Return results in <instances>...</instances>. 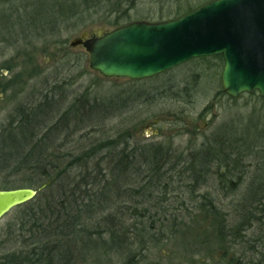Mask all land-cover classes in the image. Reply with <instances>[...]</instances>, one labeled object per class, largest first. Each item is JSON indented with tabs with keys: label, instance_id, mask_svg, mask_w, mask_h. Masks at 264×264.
Masks as SVG:
<instances>
[{
	"label": "trees",
	"instance_id": "16d2710c",
	"mask_svg": "<svg viewBox=\"0 0 264 264\" xmlns=\"http://www.w3.org/2000/svg\"><path fill=\"white\" fill-rule=\"evenodd\" d=\"M43 2L37 5L42 8ZM60 3L72 20L77 19L74 31L82 33L87 23L82 19L96 15L109 17L108 25L113 29L130 24V13L138 0ZM187 9H179L174 19L195 10ZM7 20L8 28L25 25L21 20ZM37 25L34 21L33 26ZM59 89L55 87L40 101L19 108L15 120L2 133L0 175L20 177L22 187L5 180L0 182V190L35 188L38 195L20 206L19 218L7 226L8 239L0 240V264H84L98 249L137 258L181 237L199 245L191 256L215 247L224 254L222 261L227 264H264L263 145L247 143L239 148L234 133L227 129L224 140L214 136L201 149L188 152L185 159L176 158L177 153L162 144H132L130 132L83 147L81 143L93 133L87 131L92 120L104 112H99L98 105L80 101L61 112L63 106L56 108L54 99ZM252 157L254 162L247 165L246 159ZM213 175L226 188H234L232 182L227 185V176L236 180L234 185H247L246 195L234 204V210L224 212L219 208L217 190L211 193L206 188L202 194ZM176 183H183L181 189L189 190H182V195L194 201L192 208L180 207L171 212L163 208ZM120 200L136 203L127 207L125 219L120 217L119 207H114ZM192 213L203 218L206 231L194 232ZM237 243L247 245L252 258L246 260L237 253L228 258Z\"/></svg>",
	"mask_w": 264,
	"mask_h": 264
},
{
	"label": "rangeland",
	"instance_id": "374dc122",
	"mask_svg": "<svg viewBox=\"0 0 264 264\" xmlns=\"http://www.w3.org/2000/svg\"><path fill=\"white\" fill-rule=\"evenodd\" d=\"M39 1L0 0V40L4 41L0 45V139L9 123L15 120L13 118L19 108L40 101L42 95L60 87L54 99L56 108L63 106L61 112L80 101L98 105L99 112L105 114L103 119L100 113L92 120L94 123L87 131L93 133L81 143L83 147L92 141L130 132L132 144H162L172 148L177 153L176 158L185 159L188 152L201 149L214 136L224 140L228 130L234 133L235 144L239 148L246 147L247 143L264 146V100L257 93L243 94L238 99L227 96L221 83L224 63L219 57L194 59L142 81L107 79L91 71L89 55L82 47L72 48L71 43L85 32L92 36L114 30L108 25L111 19L105 15L82 19L87 22L82 26L85 31L78 33L74 31L77 19L72 20L67 15L60 0H44L42 8L37 5ZM210 1L138 0L129 21L166 22L174 20L181 8L197 9ZM12 18L14 23L16 20L25 22L24 27L8 28L7 19ZM34 21L39 23L37 27L33 26ZM78 22L81 24L80 20ZM244 134L247 141L240 144L239 140L244 142L240 138ZM246 160L247 165L254 162L253 157ZM213 176L203 187L202 194L206 188L211 193L217 190L220 193L219 208L224 212L234 210L246 195L247 185L240 182L234 185L236 180L227 176V185L232 182L234 188H226L217 175ZM19 178L4 174L0 175V182L8 181L22 187ZM177 181L180 182L179 178ZM183 186V183L173 185L175 189L169 190L163 208L171 212L176 208L184 210L194 206L193 200L183 197L182 190L189 191L181 189ZM182 198L184 203H181ZM123 200L116 201L114 207H119L120 217L125 219L129 214L127 207L136 203L131 201L129 204ZM21 212L22 208L18 207L0 221V240L8 239L5 235L7 226L18 219ZM191 215L195 217L191 223L194 232L206 231L203 218ZM187 222L191 221L188 219ZM185 243L187 247L184 248ZM234 247L230 249L228 258L236 253L238 257L245 256L246 260L252 258L247 245L237 243ZM195 248L197 251L200 249L199 245L190 244L188 237H181L137 258L128 253L98 249L84 264H227L222 261L224 254L216 251L215 247L191 256Z\"/></svg>",
	"mask_w": 264,
	"mask_h": 264
},
{
	"label": "water",
	"instance_id": "95a60500",
	"mask_svg": "<svg viewBox=\"0 0 264 264\" xmlns=\"http://www.w3.org/2000/svg\"><path fill=\"white\" fill-rule=\"evenodd\" d=\"M71 47L84 48L91 71L131 81L222 56L224 93L232 99L258 93L264 99V0H213L178 19L134 22L92 36L85 32ZM37 195L31 188L0 190V221Z\"/></svg>",
	"mask_w": 264,
	"mask_h": 264
}]
</instances>
